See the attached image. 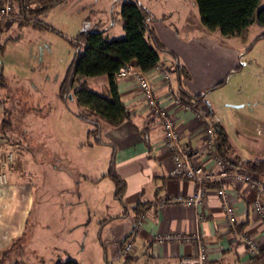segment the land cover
Masks as SVG:
<instances>
[{"label": "rangeland", "instance_id": "obj_1", "mask_svg": "<svg viewBox=\"0 0 264 264\" xmlns=\"http://www.w3.org/2000/svg\"><path fill=\"white\" fill-rule=\"evenodd\" d=\"M139 1L154 4L160 14L187 6V0ZM37 17V22L31 17L17 20L18 24L0 32L2 118L10 120L0 136L4 135L12 161L21 171L17 176L33 183L26 230L7 248L0 264H10L15 258L20 259L18 264H55L68 258L80 264H131L122 248L133 240L130 230L124 241L117 230H123L118 217L123 209V185L106 174L112 164V147L89 135L91 124L75 115L83 108L75 94L66 98L58 94L78 50L73 38L79 30L108 25L107 37L124 36L119 5L114 0H62ZM170 19L164 23L180 24L174 13ZM190 24L197 28L193 15ZM199 26L207 28L201 21ZM263 29L257 23L248 26L244 50L235 63H241L240 72L227 76L222 88L206 95L213 111L211 122L224 130L223 135L215 133L216 141L232 161L264 157V39L246 49ZM204 37L196 41L201 47L206 46ZM230 38L220 33L216 41L236 42ZM160 57L173 61L166 52ZM101 77H89L98 91L102 85L96 81ZM242 113L253 118L242 121Z\"/></svg>", "mask_w": 264, "mask_h": 264}, {"label": "crops", "instance_id": "obj_2", "mask_svg": "<svg viewBox=\"0 0 264 264\" xmlns=\"http://www.w3.org/2000/svg\"><path fill=\"white\" fill-rule=\"evenodd\" d=\"M195 3L194 0H187V6L166 9L161 11V14L160 11H155L154 4L143 3L154 14L152 25L157 36L168 50L176 54V59L186 70L180 78L173 71L168 82L164 81L155 70L147 74L159 104L167 107L176 118V124L180 128L179 142L196 150L193 160L202 164L204 170L218 171L223 166H236L227 160L215 136L214 148L221 158V165L216 163L204 145L205 128L211 125L210 115L207 113L209 105L206 102L199 107L187 108L182 102L177 103L175 98L182 94L181 89L189 93L202 92L217 80L224 78L228 72H230L227 75L229 77L237 75L241 67L238 70L233 68L239 53L244 50L242 44L247 40L248 27L235 36L222 35L231 37L230 39L234 38L236 42L221 44L216 41L217 35L220 34L216 29L202 30L199 26L200 14L198 8L195 9ZM259 4L264 3L259 1ZM173 13L177 24L180 23L181 27L164 23ZM190 15H193L194 20L196 18V29L190 24ZM34 18L38 19L37 16ZM16 23L17 21L1 29L0 32L8 30ZM202 34L207 39L204 47H201L200 42H196ZM239 37L240 42L237 40ZM168 54L172 57L170 53ZM176 59L172 57L173 61L170 62L169 59L164 58L160 62L165 66L174 67ZM98 81L99 83L96 81V84L104 87L106 77L102 76ZM223 84L215 89L222 88ZM117 85L121 98L130 111V117L115 126L105 124L102 138L104 143L112 147L111 168L119 179L109 174V170L106 174L115 182L121 181L123 185L120 200L122 199L121 204L123 201L124 205L122 204L123 209L118 215L123 230L117 229L124 236L123 241L140 214L144 215L142 226L132 237L133 248L125 252L122 244L124 257H130L132 262L139 263L153 256L160 263L178 264L182 256L195 253L196 243L183 240L160 242L157 239L158 234L167 231L190 234L201 232L208 247L204 264H264V222L255 216L251 208L252 201L256 197L264 202V190L258 194L255 188L245 183L223 181L221 186L230 192L237 208V220L233 225L226 223L221 206L222 198L210 186L202 203L197 207L183 206L177 202L160 207L158 201L163 198L192 195L196 190V183L190 178L167 175L169 152L162 146L163 128L160 120L152 117L144 109L140 91L135 83L126 79L117 80ZM4 108V103L0 99V118L4 117ZM241 116L242 121L253 118L251 114L242 113ZM252 128L254 130L256 126ZM3 136H0V150L5 151L9 146L6 145ZM252 158L264 159V157ZM3 171L9 175L8 178L6 175L5 182L0 183V260L7 248L24 234L33 205L31 179H21L17 176L21 171L15 167L14 161L5 163ZM256 173L264 180V173ZM243 234L254 238L259 245L260 254L256 259H251L243 242ZM18 260L20 259L15 258L10 264H18L16 263Z\"/></svg>", "mask_w": 264, "mask_h": 264}, {"label": "trees", "instance_id": "obj_3", "mask_svg": "<svg viewBox=\"0 0 264 264\" xmlns=\"http://www.w3.org/2000/svg\"><path fill=\"white\" fill-rule=\"evenodd\" d=\"M60 1L62 0H14L15 13L24 19L34 18L44 14L52 5ZM259 1L195 0L202 25L209 29H218L223 36L238 35L252 23L264 27V4H259ZM114 3L119 5L124 36L109 38L105 34L106 27L79 30L73 38L78 50L60 82L58 91L62 98L68 97L71 93L75 94L77 101L83 107L75 112V115L89 122L91 124L87 130L89 135H93L98 142L103 143L101 134L105 124L115 126L130 117V111L118 90L116 76L119 68L128 62L148 73L161 61V52L170 53L172 57L177 58L176 54L168 50L157 36L152 25L154 14L148 6L139 0H114ZM34 21L37 22V19ZM110 25H113V22ZM263 37L264 29L254 37L247 49ZM240 67L241 63H238L233 70H238ZM173 68L179 78L186 71L177 59ZM228 74L202 92L189 93L181 89L182 94L178 97L183 104L199 107L206 103V92L225 83ZM100 75L106 77V84L101 91H98L92 87L89 77ZM207 113L212 114L210 106ZM8 126L10 120L1 118L0 132L6 130ZM211 126L214 133L224 134L223 126L218 122H211ZM227 160L236 167L240 165L254 172L264 173V159ZM108 173L119 179L113 174L111 167ZM222 183L221 180H212L206 185L214 187ZM122 204L124 205L123 201ZM259 252L252 255L251 259H256ZM126 259H129L131 264H165L160 263L153 256L139 263L132 262L130 257ZM55 264L80 263L76 259L68 258L59 260Z\"/></svg>", "mask_w": 264, "mask_h": 264}, {"label": "built area", "instance_id": "obj_4", "mask_svg": "<svg viewBox=\"0 0 264 264\" xmlns=\"http://www.w3.org/2000/svg\"><path fill=\"white\" fill-rule=\"evenodd\" d=\"M14 0H0V30L9 27L15 21L24 20L23 17L15 13ZM34 20L35 18L32 17ZM162 79L166 82L170 80V74L174 71L172 66H165L162 62H159L155 68ZM117 80H131L135 83L140 91L143 101V107L154 118H158L163 128L162 146L169 152V164L167 165V175L169 177H185L190 178L196 183V190L190 196H170L158 201V205L163 207L173 202H177L183 206H199L202 203L203 198L206 196L208 186L207 182L212 180L230 181V182H242L250 187L256 189L259 194L264 190V180L260 179L258 174L246 167H228L223 166L218 171L204 170L202 164L193 160V155L196 150L194 148L183 146L179 142L180 128L176 124V118L169 109L158 102V97L154 92V87L147 72L141 70L137 66L131 63H124L118 70ZM177 103H181L179 97L175 98ZM187 108L191 106L185 104ZM215 133L211 125L205 128L203 134L204 145L208 148L210 155L214 157L217 164L221 165V158L216 152L215 146ZM12 161L11 152L8 150H0V183L6 181V173L3 171L5 163ZM216 193L221 198V206L225 213L226 223L233 225L237 220V208L235 202L229 191L225 190L221 185L213 187ZM251 208L256 217L264 222V202L256 197L251 204ZM143 213L135 221L129 234L131 237L140 229L143 223ZM243 242L247 246V250L250 256L259 252V245L256 240L250 237L248 234H243ZM157 239L161 242L163 240H183L193 241L197 245V249L194 254L182 256L179 259L178 264H204L208 254V247L205 244L202 233L195 232L182 233L167 231L162 234H158ZM133 248V241L129 239L124 244V251L129 252Z\"/></svg>", "mask_w": 264, "mask_h": 264}]
</instances>
